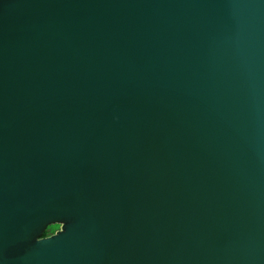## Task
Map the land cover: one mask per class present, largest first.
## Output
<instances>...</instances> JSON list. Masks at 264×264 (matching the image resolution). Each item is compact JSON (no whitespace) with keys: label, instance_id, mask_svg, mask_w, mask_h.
I'll use <instances>...</instances> for the list:
<instances>
[{"label":"water","instance_id":"water-1","mask_svg":"<svg viewBox=\"0 0 264 264\" xmlns=\"http://www.w3.org/2000/svg\"><path fill=\"white\" fill-rule=\"evenodd\" d=\"M0 264H264V0H0Z\"/></svg>","mask_w":264,"mask_h":264},{"label":"rangeland","instance_id":"rangeland-1","mask_svg":"<svg viewBox=\"0 0 264 264\" xmlns=\"http://www.w3.org/2000/svg\"><path fill=\"white\" fill-rule=\"evenodd\" d=\"M60 229L59 225H52L49 226L44 232L42 237H49L51 235H53L56 231H58Z\"/></svg>","mask_w":264,"mask_h":264}]
</instances>
